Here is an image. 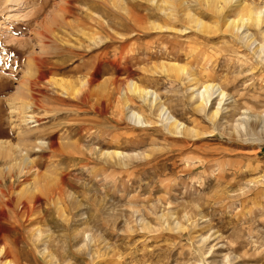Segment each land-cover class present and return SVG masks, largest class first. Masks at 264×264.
Wrapping results in <instances>:
<instances>
[{"label":"rangeland","instance_id":"rangeland-1","mask_svg":"<svg viewBox=\"0 0 264 264\" xmlns=\"http://www.w3.org/2000/svg\"><path fill=\"white\" fill-rule=\"evenodd\" d=\"M243 2L217 19L204 0H162L166 14L149 0H0V143L27 145L42 174L28 222L13 205L0 209L10 264H264V127L254 121L264 65L222 27L264 11V0ZM192 77L234 102L216 117L217 98L198 110ZM48 78L94 86L84 102ZM130 81L158 93L186 130L162 125ZM131 110L148 125L128 120Z\"/></svg>","mask_w":264,"mask_h":264},{"label":"bare ground","instance_id":"bare-ground-1","mask_svg":"<svg viewBox=\"0 0 264 264\" xmlns=\"http://www.w3.org/2000/svg\"><path fill=\"white\" fill-rule=\"evenodd\" d=\"M149 1L156 3L155 5L161 14H163V13L166 14L164 12L165 8H164V5L162 4V0H149ZM176 2L179 4V6L184 5L183 0H176ZM204 2H205V5L209 9L214 11V14L216 15L217 19H218L220 13L223 14L225 6L232 3V2L235 3V6L239 9V11L245 10L243 0H222V2H221V0H220V2H218L217 0H204ZM66 5H68V4H66ZM230 6H232V5H230ZM64 9H66V8H64ZM67 9H68V7H67ZM252 9L247 8L245 13L240 14V16L238 15V18H236V19L225 18L222 22L223 32L228 33L232 37V39H235V40L237 39L239 41L241 40L242 42H244L246 44V46L248 48L251 47L252 48V49L250 48V50H252L251 52H253V54L257 58H259V60H261V62L264 65V54L261 55V52L264 51V39H263V42L256 43L255 40L253 39L251 32H249V28L251 26H253L256 29H259L261 36L264 38V28L262 27V25H264V11L259 9V8L257 10L256 9L252 10ZM60 11L62 12V10H60ZM60 11H58V12H60ZM68 12L69 11L67 10V13ZM61 15H63V14H60L59 17H61ZM138 20L141 21L140 19H138ZM195 23H196L197 28L203 27V22L196 17H195ZM48 27H50V25H48ZM41 32H40V34L43 35V33H41ZM45 33H46V31H45ZM37 34H39V33H37ZM39 36H41V35H39ZM46 36L47 35L45 34V37ZM167 65H165V67ZM168 68L171 69V71H173V74H175L174 72L178 73V72L184 71V67L178 65L175 62L170 63L168 65ZM163 69H164V66H163ZM35 73H33V75H32V73L28 72V70H27V75L33 76L32 78H38V79L43 78L42 76H40L38 74L35 75ZM176 76H179V75L176 74ZM103 81H105V80H103ZM103 81L98 82L97 86L104 88L105 82H103ZM47 82L51 86L58 87L61 92L65 93V95H68L71 93L73 95V97L78 98L84 102H86V100L89 96L88 94H89L90 90L92 89V87L94 86V80H92V79H87L85 82H81L78 86H74V85H72L71 82L64 81L61 78H48ZM189 82H192V84H191L192 87H190V91H191L190 92L191 93L190 98L194 101L193 102V103H195L194 106H196L198 108V110L206 109L208 107V105H211L212 99L217 98L216 99L217 105H216L215 109L212 110V112L210 114L211 117H214V116L216 117V115L221 110L222 105L225 101H227V105H232V102H234V101H232V98L228 94V92H226L223 89V87H221L219 84L212 82V83H206V84L203 83V85L200 84L197 86L198 83L194 77L190 78ZM207 82H209V81H207ZM126 85H127L126 86L127 91L129 93H131V95L133 94V96H136L138 99H140L142 101V104L146 103V105L148 104L151 108H156L158 110V118L162 121L161 122L162 125H168V127L174 128V130H177V132L178 131L180 132L181 130H186L184 125L180 121H178L174 117V115L171 114V112H169V110L166 108V106L164 104H162L158 93H156L154 90L148 89V88H143L138 83H136L134 81L126 82ZM105 91H107V90H105ZM103 94H105V93H103ZM106 95L107 94H105V96ZM109 96H110V94H109ZM109 96L106 99H108ZM101 99L102 98H97L95 100L98 102V100H101ZM121 99L123 101V106L126 107L128 99L126 97V94L123 92L121 95ZM242 112L245 113V111H242ZM126 113H128L127 119L130 120L133 124H135V125H148V123L145 122L143 120L142 116L139 113H137L136 111L131 110V111H128ZM244 115L240 119L241 122L238 123L239 127L242 129L244 128L245 122L248 121V119L250 118L249 116H251V115H249V116H247V115L244 116ZM245 118H246V121H245ZM22 120L24 121V119H22ZM254 121H256L257 125L260 124L261 126L264 127V113L263 114L259 113L257 115L255 114ZM39 143L42 144L41 141ZM20 145L17 143L14 145L11 144L10 147L8 146L9 148L7 147L8 149L6 150L4 148L5 145L3 146L0 143V156L4 157V159H6V162L4 161V164L6 166L4 168L0 167V185L1 186H2V184L4 185L5 182L7 180H9V185H8L9 187L7 186L8 187L7 191H4V190H2V188H0V194H1V196H3V199L0 198L1 199L0 200V209H2V207L4 205L15 206L17 208V210L19 211V213L17 215L21 219L20 221L24 223V222H28L30 220L31 215H29L27 213L29 210L31 211V209H32L31 207H33L38 202V199L40 197L38 192L41 188L39 189V185H40L39 183L40 182L38 180V177L41 176L42 174H40V170L38 168L37 162L33 158H30V155L28 154V152H29L28 146L23 144L24 150L22 149V151H24V152L22 153ZM3 149H5V150H3ZM2 152H4V153H2ZM19 152H20V155H18V157L16 158L15 155H16V153H19ZM119 154H121V152H119V151H114V152L108 153L109 156L119 155ZM27 177H32V178L30 179ZM42 183H43V181H42ZM46 183L47 182H45V184ZM42 188H43V186H42ZM50 199H51V197H50ZM57 203H58V198L57 197L53 198V204H57ZM57 208L59 209L61 214H63L62 208L61 207H57ZM18 222H19V220H18ZM19 226H21L20 223H19ZM35 232L38 233L37 229H34V230L32 229L31 233H35ZM4 235H6V234H4ZM8 241L12 242V240H8ZM12 246H13V244H12ZM12 246H11V243L8 244L4 240V237L1 236V234H0V264H10V261L8 258L11 254V250L13 249ZM22 255H24V254H22Z\"/></svg>","mask_w":264,"mask_h":264}]
</instances>
